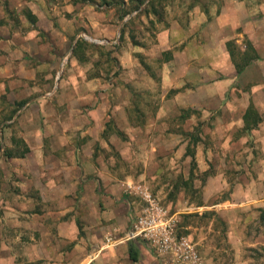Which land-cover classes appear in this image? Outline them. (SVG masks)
I'll list each match as a JSON object with an SVG mask.
<instances>
[{
    "label": "crops",
    "instance_id": "crops-1",
    "mask_svg": "<svg viewBox=\"0 0 264 264\" xmlns=\"http://www.w3.org/2000/svg\"><path fill=\"white\" fill-rule=\"evenodd\" d=\"M220 2L204 14L195 13L186 27L176 24L158 33L157 54H148L158 59L151 73L127 44L113 57L119 74L104 82L95 68L96 56L66 50L76 36L64 17L71 6L56 8L52 0H0V90L5 94L7 79L16 77L11 103L20 110L3 122L0 148L16 150L12 138L27 148L21 158L3 157L9 171L0 165L10 175L0 185V264H23L19 258L31 264H179L151 253L143 241L129 240L133 216L118 196L122 182L96 155L107 142L123 154L142 133L130 122L128 108L138 110V125L162 124L183 110L210 120L208 134L217 143L196 148L195 168L209 174L201 187L202 204L194 207L203 213L211 210L228 229H238L244 243L235 245L241 255L237 263L252 264L247 253L264 248V238L244 239L250 226H259L257 210L264 198L257 199L254 191L262 182L251 176L237 179L229 198L210 200L228 188L224 174L239 168L232 157L250 158L242 169L246 173L261 171L264 164V1ZM24 11L34 17L33 24ZM8 12L20 15L17 24ZM54 65L60 66L58 74L52 72ZM37 77L50 78L51 88L49 82L38 84ZM139 79L149 88L137 93ZM154 93L156 103L149 101ZM149 104H154L153 113L145 110ZM107 122L116 129L109 135L104 131ZM200 154L213 157L216 165L204 166ZM199 238L198 233L191 244L200 264H224L213 255L209 239ZM130 241L137 251L134 262L127 254Z\"/></svg>",
    "mask_w": 264,
    "mask_h": 264
},
{
    "label": "rangeland",
    "instance_id": "rangeland-1",
    "mask_svg": "<svg viewBox=\"0 0 264 264\" xmlns=\"http://www.w3.org/2000/svg\"><path fill=\"white\" fill-rule=\"evenodd\" d=\"M149 1L52 0L56 8L62 7L63 4L71 6L69 8L70 13L64 12V17L70 20L75 27L73 32L76 36L75 40L69 41L66 50L73 49L74 42L77 39H82L83 43L79 46L78 51L98 58L95 68L102 71L104 82L110 80V75L116 76L119 74L116 62L113 59L118 49L127 47V44L134 47L138 51L140 64L148 70V73H151L156 67L158 59L156 60V58L154 59L155 56H148V54L154 52L155 55L157 54L158 33L168 29L170 26L175 27L176 24L180 27H186L195 13L207 12L208 8L213 4L219 5L221 3V0H157L153 2L151 7H147L146 3ZM253 1L260 2L264 0ZM135 6L138 7V10L134 12L132 9ZM127 12L128 14H126ZM18 14L21 15V11ZM18 14L8 12V17L14 24L19 22L18 17L20 15ZM106 30H112V33H108ZM59 67L54 65L53 69L56 68V70L52 69V72L57 71L58 74L60 71ZM3 71L7 73L5 67ZM15 80L16 77L7 79L9 89L7 90L6 88L5 94L0 90V135L5 125L3 122L10 120L15 115V112L19 110V107L11 103L17 94ZM50 81L51 79L46 77L36 78L38 84L43 85L49 82V89L51 88ZM146 88H149V86H146L143 79H139L138 84L135 85L137 93L145 91ZM156 89L153 88L152 91H156ZM144 97L141 95V99H144ZM157 100L158 95L154 93V98L151 97L149 101L156 103ZM128 110L130 112V122L136 126L133 127L136 128L137 132V129L140 128L142 133L134 136L133 140L130 141L131 144L122 149L124 151L123 154L112 149L109 142H107L108 147H104L102 153L97 154L96 152V155L102 156L104 164L106 161V167L113 168V175L117 176L122 182H119L121 186L118 196L123 199L122 208L125 209L124 204H128L132 211L131 216H133L127 227L128 233L132 230L136 218L142 214L145 203L141 199L140 191H145L167 215L173 217L171 219L174 221L175 233L178 238H189L191 233L196 231L195 235L192 234L190 236L189 242L196 240L199 233V239L203 241L209 239V243L215 248L212 253L217 259L220 261L224 260V264L227 262L228 264H238L237 262L240 261L241 255L235 250V245L239 246L244 243V241L240 240L238 229H228L226 222H222L215 212L208 210L203 213V210H195L196 208L194 207L198 203L202 204L200 200L202 195L201 187L204 182H201L202 173L198 168L192 169L191 175H189L190 158L185 154V151L186 147L189 146L195 155L196 148H207L206 146L208 145L212 148V144L217 143V140H211L208 134V130H211L210 120L207 121V118L199 112L191 114L180 111L178 115L173 114L167 117L164 121L165 123L154 124L152 122L151 124L138 125L140 119L137 114L138 110L135 113H133L131 108H128ZM142 110L144 109L139 108V111ZM145 110L153 113L154 104H149V107ZM191 115H193L192 120L188 119ZM184 116L186 117L183 118ZM158 127L164 129L165 132L159 130ZM12 129L15 131V128ZM104 131L105 134L109 135L115 132L116 129L107 122ZM192 137L198 139L196 144L191 143L190 138ZM121 140L126 142L124 139ZM2 151V148H0V165L4 166V170L9 171V168L6 167L8 165H4L5 160ZM256 156L253 155V157ZM199 158L204 166L206 164L208 166L211 164L213 166L216 165L215 159L213 157L210 158L209 155L200 154ZM206 158L211 160L207 161ZM261 158L263 159V157ZM247 159L250 158H247L246 155L231 158V162L237 164L238 166H235L239 168L232 167L231 170L224 174L228 188L212 197L211 203L229 198L228 194L232 191V182L249 176L262 182L263 186H258L254 194L257 199L264 198V164L260 166L262 168L261 171L246 173L242 169L245 168ZM7 178H10V175L7 176L0 170V185ZM129 186L134 188L127 190ZM262 206L261 208H264V201ZM197 211H201V214L198 215ZM133 212H136V215ZM257 237L264 238V226H250L244 240L249 242ZM123 239H125L124 236ZM133 240L136 242L143 241L141 239ZM143 242L149 246L147 242ZM198 248L200 247L198 246ZM150 249L152 253L153 249ZM21 254L18 253V255ZM247 255L251 258L252 264H264V248L262 246L256 249L252 248ZM18 262L31 264L20 258Z\"/></svg>",
    "mask_w": 264,
    "mask_h": 264
},
{
    "label": "built area",
    "instance_id": "built-area-1",
    "mask_svg": "<svg viewBox=\"0 0 264 264\" xmlns=\"http://www.w3.org/2000/svg\"><path fill=\"white\" fill-rule=\"evenodd\" d=\"M134 187H128L132 190ZM145 203L142 214L136 218L129 240L141 239L147 242L153 251L179 264H200V257L186 237H177L174 221L160 208L145 191H140Z\"/></svg>",
    "mask_w": 264,
    "mask_h": 264
},
{
    "label": "trees",
    "instance_id": "trees-1",
    "mask_svg": "<svg viewBox=\"0 0 264 264\" xmlns=\"http://www.w3.org/2000/svg\"><path fill=\"white\" fill-rule=\"evenodd\" d=\"M154 1H157V0H150L149 2L146 3L147 7H151V5L153 4ZM138 7H134L132 9V11H137ZM128 14V12L126 13ZM125 14V15H126ZM24 16L26 17V19L31 23L33 24L35 19L34 17H32L28 12L24 11ZM83 43V40L82 39H77L75 42H74V47L72 49V52L75 53L78 51L79 49V46ZM79 52V51H78ZM239 70V69H238ZM183 113H186V112H189L191 114H195L196 112L194 111H186V110H183L182 111ZM186 116H184L183 118H185ZM190 141L192 144H196V142L198 141V139L196 137H192L190 138ZM11 142L15 145L16 147V150L14 151H7V150H4L2 155L3 157L5 158H11V157H23V155L27 152V148L25 147L24 143L22 142L21 139H15V138H12L11 139ZM185 154L190 158V173L189 175H191V170L192 169H195V162H194V154H193V151L190 150L189 146L186 147V151H185ZM209 173L206 171V172H203L201 175H202V178H201V182L203 183L205 181V178L207 177ZM199 204V203H198ZM197 204V205H198ZM258 224L259 226H264V208H259L258 210ZM214 214V213H213ZM196 216V215H195ZM127 254H128V258L131 260V261H136L137 260V251L135 250L134 248V244L133 242H128L127 243Z\"/></svg>",
    "mask_w": 264,
    "mask_h": 264
}]
</instances>
